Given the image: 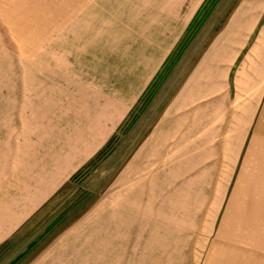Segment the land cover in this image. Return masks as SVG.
I'll list each match as a JSON object with an SVG mask.
<instances>
[{
	"label": "crops",
	"instance_id": "crops-1",
	"mask_svg": "<svg viewBox=\"0 0 264 264\" xmlns=\"http://www.w3.org/2000/svg\"><path fill=\"white\" fill-rule=\"evenodd\" d=\"M98 1L0 0V43L27 41L21 35L38 42L31 37L45 34L38 29H43L40 11L47 18L46 42H54L56 34L64 38L82 36V5ZM60 11L63 13L58 14ZM176 43V39L170 41L156 58L146 59L136 75L127 74L119 88L113 82L106 85L83 80L70 70L47 68L44 74L62 76L57 80L63 82L53 80V87L57 84L60 88L54 103L48 101L52 119L48 118L46 131H24L17 136L28 144L15 147V161L22 164L17 170L23 174L18 187L11 189L8 203L5 200L0 206V243L106 146L160 73ZM30 55L27 58H33L32 52ZM178 61L173 73L176 80L161 86L133 126V135L139 140L129 151L125 171L128 220L147 217L140 210H132V204L146 206L148 213L151 205L159 202L154 214L159 220L158 234H168L161 220L178 219L169 232L173 237L183 233L181 230L196 233V220L215 216L208 210L199 214L198 205L214 204L216 196L218 203L226 202L224 192L235 185L233 180L245 168L247 156L256 154L251 184L264 180V0H238L216 29L194 38ZM37 68L31 67L30 73L39 74ZM50 83L48 91H56ZM32 87L29 83L21 88L28 101L37 96L31 93ZM260 142L263 145H258ZM164 195L168 197L161 199ZM237 211L226 217L244 218ZM185 222L188 227H184ZM174 241L177 246L169 249L178 254L176 259L182 258L187 241ZM227 250L212 251L213 261L208 264H226L223 261L227 258L232 261L237 257L235 249L224 255Z\"/></svg>",
	"mask_w": 264,
	"mask_h": 264
},
{
	"label": "rangeland",
	"instance_id": "rangeland-1",
	"mask_svg": "<svg viewBox=\"0 0 264 264\" xmlns=\"http://www.w3.org/2000/svg\"><path fill=\"white\" fill-rule=\"evenodd\" d=\"M237 1L99 0L93 5H82L84 9L79 12L82 36L64 38L56 34L54 42H46L47 18L40 11L44 30L38 29L45 34L31 37L38 38V42H30L28 36L21 35L27 41L0 43V206H3L23 174L17 170L22 164L15 161V147L28 143L17 136L24 131H46L48 118L52 119L48 115L52 113L48 111V101L54 103L53 97L60 88L52 83L55 79V83L61 84L63 80L57 78L63 77L44 74L47 68L70 70L83 80L102 81L106 85L113 82L119 88L127 74L136 75L146 59L156 58L160 48L177 40L173 53L120 124L105 153L80 173L79 170L74 173L0 243V264H208L213 261L212 251L226 248L225 253L222 251L224 255L237 250V257L232 261L227 258L223 261L226 264H264V180L256 179L251 184L256 154L247 156L245 168L233 180L235 185L224 192L228 196L226 202L218 203L216 196L214 204L198 205L199 214L208 210V214L215 216L196 220V233L181 230L183 233L173 237L169 232H173L178 219L166 218L161 222L168 234H158L159 220L154 214L157 215L159 202L153 203L148 213L146 206L132 204V210H140L147 217L127 218L125 171L129 151L139 140L138 135H133L135 122L157 97L161 86L175 79L178 59L188 45L198 34L216 29ZM31 52L33 58H27ZM31 67H38L39 74H31ZM29 83L33 84L31 93L37 96L32 95L28 101L21 88ZM48 83L56 91L49 92ZM47 94H51L50 100ZM261 157L264 170V155ZM233 199L235 204L231 203ZM234 211L244 218L226 217ZM188 226L185 222L184 227ZM174 238L187 241L188 249L181 251L183 256L179 259L169 249L177 246Z\"/></svg>",
	"mask_w": 264,
	"mask_h": 264
},
{
	"label": "trees",
	"instance_id": "trees-1",
	"mask_svg": "<svg viewBox=\"0 0 264 264\" xmlns=\"http://www.w3.org/2000/svg\"><path fill=\"white\" fill-rule=\"evenodd\" d=\"M112 139L111 138L108 143L106 144V146L100 151L98 152L84 167H82L81 170L78 171V173H80L83 169H85L89 164H91L92 162H94L95 160H97V158L99 156H101L103 153H105L106 149L108 148V146L110 145V143L112 142Z\"/></svg>",
	"mask_w": 264,
	"mask_h": 264
}]
</instances>
